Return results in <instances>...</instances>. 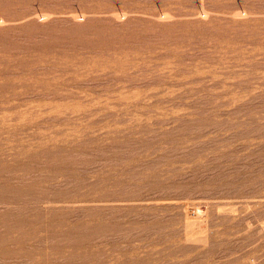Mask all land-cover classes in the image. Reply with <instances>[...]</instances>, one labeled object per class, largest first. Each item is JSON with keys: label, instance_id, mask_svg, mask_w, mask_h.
Returning a JSON list of instances; mask_svg holds the SVG:
<instances>
[{"label": "rangeland", "instance_id": "obj_1", "mask_svg": "<svg viewBox=\"0 0 264 264\" xmlns=\"http://www.w3.org/2000/svg\"><path fill=\"white\" fill-rule=\"evenodd\" d=\"M0 264H264V0H0Z\"/></svg>", "mask_w": 264, "mask_h": 264}]
</instances>
